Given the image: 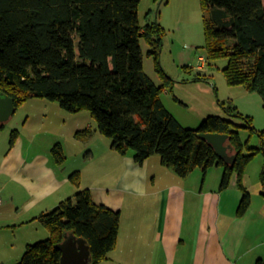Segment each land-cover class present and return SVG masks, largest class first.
I'll list each match as a JSON object with an SVG mask.
<instances>
[{
  "label": "trees",
  "instance_id": "trees-1",
  "mask_svg": "<svg viewBox=\"0 0 264 264\" xmlns=\"http://www.w3.org/2000/svg\"><path fill=\"white\" fill-rule=\"evenodd\" d=\"M141 1L0 0V94L12 99L15 110L37 98L70 114L87 112L95 132L109 140L110 148L121 156L132 153L138 165L158 156L162 166L181 178L198 168L205 172L219 167V190L226 189L235 174L242 193L237 214L243 215L250 204L243 175L256 156L264 159V132H255L250 118L229 106L222 108L230 117L243 119L244 126L218 116L207 117L194 129L180 125L160 99L171 91L159 64L164 31L157 21L140 25ZM199 1L208 13L203 19L206 60L226 59L222 70L226 83L256 92L264 106V0ZM140 40L161 80L158 86L144 72ZM241 128L257 135L259 147L249 146L251 135L241 140ZM92 132L85 129L75 137L87 139ZM200 134L227 135L226 144L236 155L233 164L221 161ZM16 138L14 130L10 146ZM51 152L58 166L64 164L59 144ZM69 179L79 187L78 171ZM260 182L264 195V164ZM36 220L49 237L28 244L16 264H59L61 254L55 245L65 234L85 241L90 264L108 260L117 244L119 212L95 204L87 189Z\"/></svg>",
  "mask_w": 264,
  "mask_h": 264
},
{
  "label": "crops",
  "instance_id": "crops-1",
  "mask_svg": "<svg viewBox=\"0 0 264 264\" xmlns=\"http://www.w3.org/2000/svg\"><path fill=\"white\" fill-rule=\"evenodd\" d=\"M168 94L161 95V102L178 121L165 104ZM60 110L57 104L32 98L0 122V264H16L28 244L47 239L48 231L36 218L73 193L69 177L74 168L66 160L58 166L51 152L55 144L61 146V134L75 135L76 119L70 118L68 129ZM16 113L18 119L9 123ZM50 113L53 120H47ZM84 118L76 132H93L78 139V156L81 165L93 168L89 179L94 184L84 186L82 178L75 188L89 190L95 204L119 212L116 247L100 264H264V163L253 179L246 167L242 182L250 204L239 216L242 193L235 174L228 187L219 190V167L205 172L198 168L181 178L162 166L158 156L138 165L132 153L113 151L109 140L95 132L90 116L91 121ZM50 123L58 134L47 142L39 131ZM14 130L17 138L10 146ZM227 153L233 155L231 149ZM98 187L103 193H96Z\"/></svg>",
  "mask_w": 264,
  "mask_h": 264
},
{
  "label": "rangeland",
  "instance_id": "rangeland-1",
  "mask_svg": "<svg viewBox=\"0 0 264 264\" xmlns=\"http://www.w3.org/2000/svg\"><path fill=\"white\" fill-rule=\"evenodd\" d=\"M148 10L150 13L145 16ZM204 18L208 19V13L201 9L199 0H169L167 4L142 0L139 4L138 20L140 25L143 26L156 20L164 31L159 52V64L171 84V91L168 94L169 104L165 101L167 108L180 124L190 126L191 129L196 128L209 116L231 119L235 125L244 126L246 122L243 119L230 117L222 108V106H229L242 117L250 118L251 126L255 132H264V106L261 96L256 92L246 91L242 86H230L226 83L222 71L227 65L226 59L210 62L206 60ZM140 48L145 74L157 86L160 85L161 80L154 70L153 60L146 56L148 47L143 40H140ZM18 113L9 123L18 119ZM60 114L67 117L62 121L66 122L68 129L71 128L70 118L76 119L74 134L78 130L77 123L83 122L84 117L89 118V114L85 111L76 115L62 110ZM53 119L54 116L50 113L47 120ZM91 123L95 129L94 123ZM46 126L39 133L48 142L58 132L54 128H49L51 123L48 127ZM238 132L243 142L251 135L249 146L259 147L260 143L256 134L249 133L243 128ZM59 139L66 162H70V167L79 172L80 180L83 178L84 186L92 187L94 182L89 179V176L93 168L81 165L78 156L81 144L78 138L75 135L73 139V137L69 138L61 134ZM261 162L264 163V159L259 154L248 165L247 169L250 171L251 179L257 174ZM77 190L75 187L72 188L73 193L69 195L70 197L66 196L65 198H71L74 201ZM99 192L103 193L102 189L98 187L96 193ZM44 239V237H39L32 243Z\"/></svg>",
  "mask_w": 264,
  "mask_h": 264
},
{
  "label": "water",
  "instance_id": "water-1",
  "mask_svg": "<svg viewBox=\"0 0 264 264\" xmlns=\"http://www.w3.org/2000/svg\"><path fill=\"white\" fill-rule=\"evenodd\" d=\"M15 111L11 98L0 94V122L7 121ZM199 137L205 140L214 150L216 156L224 163L232 165L236 155H228L227 149H231L226 144L227 135L222 134H200ZM60 251L59 264H90V251L85 241L81 238H75L73 235H64L60 244L55 245Z\"/></svg>",
  "mask_w": 264,
  "mask_h": 264
},
{
  "label": "built area",
  "instance_id": "built-area-1",
  "mask_svg": "<svg viewBox=\"0 0 264 264\" xmlns=\"http://www.w3.org/2000/svg\"><path fill=\"white\" fill-rule=\"evenodd\" d=\"M0 203H1V200H0Z\"/></svg>",
  "mask_w": 264,
  "mask_h": 264
}]
</instances>
